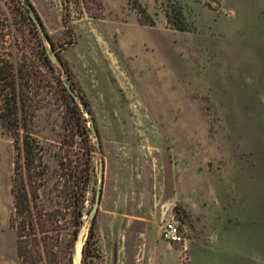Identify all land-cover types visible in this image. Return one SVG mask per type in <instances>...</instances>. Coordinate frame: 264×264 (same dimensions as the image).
<instances>
[{"label":"rangeland","instance_id":"374dc122","mask_svg":"<svg viewBox=\"0 0 264 264\" xmlns=\"http://www.w3.org/2000/svg\"><path fill=\"white\" fill-rule=\"evenodd\" d=\"M25 1L50 40L46 50L51 42L73 76L67 82L57 64L46 70L17 5L0 0V66L20 76L48 169L40 201L59 211L53 264H69L72 231L58 164L75 163L81 147L55 78L89 101L100 146L90 132L81 247L102 161L101 264H264V0H137L153 27L139 24L129 0ZM169 2L190 32L168 25ZM13 158L0 125V264H19L9 227ZM171 219L186 238L180 248L160 237Z\"/></svg>","mask_w":264,"mask_h":264},{"label":"trees","instance_id":"16d2710c","mask_svg":"<svg viewBox=\"0 0 264 264\" xmlns=\"http://www.w3.org/2000/svg\"><path fill=\"white\" fill-rule=\"evenodd\" d=\"M11 1L17 5L15 7L18 11L15 12V16L30 27V33L37 45L38 59L48 72L54 74L55 64H52L48 59L44 42L33 28L26 10L18 0ZM18 4L21 6L20 8ZM129 5L136 11L141 26H154V20L137 0H129ZM166 21L172 29L179 32H190L193 29L192 26L185 23L182 10L176 8L173 3L169 4L168 11H166ZM50 45L55 49L51 42ZM56 57L57 65L60 66L59 74L65 75L66 81L71 82L73 77L71 69L66 62L58 56ZM55 79L64 94L67 124L70 125V129L74 131L81 144L78 151L72 154V157L76 158L75 163L68 158L66 164L62 163L63 160L58 164L64 180L61 187H64V191L69 195L71 209L72 231L70 239L67 241L71 259L78 231L82 226L83 217L87 213L84 210V203L91 183V155L93 152L89 140L91 131L86 127V119L80 106H85L90 114L91 109L84 94L78 92L77 96L80 102H75L65 90L63 82L59 78ZM20 80V76L12 66L8 72L0 66V125L4 132L9 134L14 150L10 189L13 206L9 217V227L15 232L16 255L19 264H53L58 255L55 251L56 244L60 240L59 211L56 209L49 211L40 201V191L47 185L48 169L44 163V148L41 141L31 132L33 116L30 114V106L24 101ZM95 224L94 218L90 222L87 238L82 247L80 264H101ZM70 259L69 264H71Z\"/></svg>","mask_w":264,"mask_h":264},{"label":"water","instance_id":"95a60500","mask_svg":"<svg viewBox=\"0 0 264 264\" xmlns=\"http://www.w3.org/2000/svg\"><path fill=\"white\" fill-rule=\"evenodd\" d=\"M22 5L23 7L27 10L28 12V17L30 19V21L32 22V24L35 26L36 31L38 32L41 40L43 42H47V36L46 34H44L43 29L41 27V24L36 16V14L34 13L32 7L30 6V4H28V2H26L25 0H22ZM48 49L46 50V54L48 59L50 60V62L52 64H57V57L54 54H51L52 52V48L50 45H48ZM63 86L65 88V90L68 92V94L72 97V99L75 102H80L79 97L77 96V94L67 85V83L65 81H63ZM82 109L85 111V115L90 119V123H91V133L93 134V136L96 138L97 140V131L96 128L94 126V122L93 119L90 115V113L86 110L85 106L82 105ZM96 148H97V152H100V146L97 140L96 143ZM102 185H103V163L102 161L99 162V169H98V179H97V184H96V190H95V196H94V204L93 207L91 208L90 212L87 215V219L86 222H91L94 218L95 215L98 211V207L100 204V199H101V195H102ZM81 228L78 231V237H79V232H80ZM77 245H78V238L75 241V245H74V250H73V260H75L77 258ZM82 252V247L80 249V254Z\"/></svg>","mask_w":264,"mask_h":264},{"label":"built area","instance_id":"2783aa9c","mask_svg":"<svg viewBox=\"0 0 264 264\" xmlns=\"http://www.w3.org/2000/svg\"><path fill=\"white\" fill-rule=\"evenodd\" d=\"M161 239L168 244H185L186 238L179 222L171 219L161 229Z\"/></svg>","mask_w":264,"mask_h":264},{"label":"bare ground","instance_id":"6f19581e","mask_svg":"<svg viewBox=\"0 0 264 264\" xmlns=\"http://www.w3.org/2000/svg\"><path fill=\"white\" fill-rule=\"evenodd\" d=\"M80 249H81V241L78 240V245H77V258L74 260V264H79V260H80Z\"/></svg>","mask_w":264,"mask_h":264},{"label":"crops","instance_id":"0c3cea01","mask_svg":"<svg viewBox=\"0 0 264 264\" xmlns=\"http://www.w3.org/2000/svg\"><path fill=\"white\" fill-rule=\"evenodd\" d=\"M143 233V232H142ZM161 237V236H160ZM162 240V239H161ZM165 242V241H164ZM166 243V242H165ZM168 244V243H167ZM171 246H173V247H179V246H181V245H177V244H171ZM180 248V247H179ZM182 249L184 248V249H186V246H184V247H181ZM170 255H172V254H170ZM172 257H173V255H172Z\"/></svg>","mask_w":264,"mask_h":264}]
</instances>
